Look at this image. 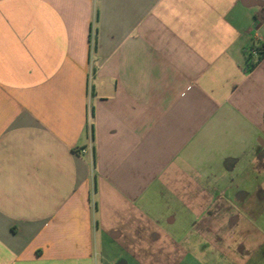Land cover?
Listing matches in <instances>:
<instances>
[{"label": "crops", "instance_id": "1", "mask_svg": "<svg viewBox=\"0 0 264 264\" xmlns=\"http://www.w3.org/2000/svg\"><path fill=\"white\" fill-rule=\"evenodd\" d=\"M264 0H0V264H264Z\"/></svg>", "mask_w": 264, "mask_h": 264}, {"label": "trees", "instance_id": "2", "mask_svg": "<svg viewBox=\"0 0 264 264\" xmlns=\"http://www.w3.org/2000/svg\"><path fill=\"white\" fill-rule=\"evenodd\" d=\"M257 52H259V56L255 58L251 52L246 56V69L247 70H253L257 64L261 61V59L264 57V47L257 48Z\"/></svg>", "mask_w": 264, "mask_h": 264}, {"label": "built area", "instance_id": "3", "mask_svg": "<svg viewBox=\"0 0 264 264\" xmlns=\"http://www.w3.org/2000/svg\"><path fill=\"white\" fill-rule=\"evenodd\" d=\"M251 54L257 58L259 56V52H257V48L256 47H253L251 50H250Z\"/></svg>", "mask_w": 264, "mask_h": 264}]
</instances>
